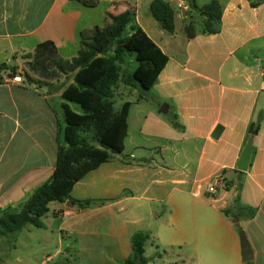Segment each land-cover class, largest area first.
Instances as JSON below:
<instances>
[{
  "label": "crops",
  "instance_id": "crops-1",
  "mask_svg": "<svg viewBox=\"0 0 264 264\" xmlns=\"http://www.w3.org/2000/svg\"><path fill=\"white\" fill-rule=\"evenodd\" d=\"M219 3L218 33H197L188 39L182 26L180 34L176 29L166 38L157 34L160 44L136 22L135 14V24L168 58L146 99L138 94L129 108L127 136L135 106V160L111 157L71 190L69 200L88 201L87 206H70L67 200L52 215L62 220L58 230L75 235L78 245L87 236L104 245L97 255L99 264H125L131 257L134 232L128 233L127 225L142 220L139 210L144 205L172 246L195 250L197 263L264 264V0ZM255 3L259 4L252 6ZM129 5V0H98L94 8L71 0H0V55L16 62L37 44L51 41L62 58H72L81 37L104 25L107 10L118 14ZM101 59L85 70L86 76L96 74ZM3 72L7 71L0 73V213L17 211L49 180L63 143L62 104L78 105L80 112L71 109L79 114L83 102L65 94L73 78L56 91L55 107L47 87L43 91L41 86L15 83ZM124 87L114 92L116 107L123 103L117 104L127 93ZM251 124L258 130L248 168L240 172L237 163ZM218 125L222 130L213 139ZM130 174L135 175V185L137 175L148 176L142 190L125 184ZM214 177L223 178L228 187L209 196L206 185ZM81 184L85 190L78 187ZM75 190L79 194L74 195ZM236 196L238 204L232 208ZM134 201L135 213L119 214ZM226 209L229 217L222 212ZM236 222L252 251L248 263L241 261Z\"/></svg>",
  "mask_w": 264,
  "mask_h": 264
},
{
  "label": "trees",
  "instance_id": "trees-1",
  "mask_svg": "<svg viewBox=\"0 0 264 264\" xmlns=\"http://www.w3.org/2000/svg\"><path fill=\"white\" fill-rule=\"evenodd\" d=\"M71 1L87 8L98 5V0ZM186 2L189 6L186 15L189 18L183 19V30L188 39L197 33L210 35L220 31L222 7L217 0H211L203 6H197L194 0ZM149 13L162 31L169 35L174 33L175 11L168 1L152 0ZM193 13L202 18L199 25L194 21ZM128 29L130 33H127ZM131 55L136 62L134 70L131 73L124 71L120 75L119 66ZM97 58L102 59L96 74L93 77L86 76L85 70ZM22 59L27 60V70L21 69L20 73L16 66L1 63L0 73L8 70L11 79L18 75L29 85L59 83L55 91L73 78L74 84L65 89V94L71 92V96L79 97L80 103L83 100L82 111L78 114L67 104H62L65 123L62 129L63 143L58 146L53 173L17 211H1L0 236L20 232L27 225L42 228L40 219L49 211V203H65L70 199L71 190L77 182L108 162L111 154L120 155L123 152L131 102L124 101L116 107L114 92L120 84L125 87L139 86L143 91L139 98L146 99L147 92L156 83L168 61L160 48L135 24V9L130 5L118 14L107 10L104 25L93 27L90 35L81 37L80 48L74 57L62 58L53 42L44 41ZM257 130L258 126L251 124L248 134L254 135ZM227 187L226 182L225 188ZM69 202L79 207L89 204L88 201ZM237 204L238 196L233 199L232 208H236ZM222 212L226 217L231 213L229 209ZM253 212L252 210L250 216ZM237 232L242 231L238 228ZM148 238V234L143 232H136L131 236L132 254L125 260V264H147L143 254L144 243Z\"/></svg>",
  "mask_w": 264,
  "mask_h": 264
},
{
  "label": "rangeland",
  "instance_id": "rangeland-1",
  "mask_svg": "<svg viewBox=\"0 0 264 264\" xmlns=\"http://www.w3.org/2000/svg\"><path fill=\"white\" fill-rule=\"evenodd\" d=\"M152 0H129L130 6L135 9L136 14V22L140 24L145 32L157 41L159 44L161 43V39L157 36V34L161 33L163 38L169 37V35L163 32L156 21L152 18L149 13V4ZM169 2L170 6L175 11V29L177 33H181L183 26V19L187 17V12H180L176 9L175 3L180 0H166ZM185 3L186 0H182ZM211 0H195L197 6H203L209 3ZM218 2H224L225 0H217ZM194 21L197 25L200 24L202 18L198 16L196 13H193ZM187 17L186 19H188ZM196 29H199L196 26ZM33 51H31L32 53ZM30 53V54H31ZM18 60L13 62L11 57L0 55V63H6L10 67L16 66V64L20 63L17 68L20 70L18 72L21 73V69L27 70V66L25 62L27 60H23L22 57H17ZM136 66V62L134 60V56H127L120 68V75L127 71L131 73ZM9 75V71L3 72ZM15 83L18 84H27L24 78L20 76H16L13 78ZM68 82V81H67ZM32 86H41V90H46L47 87L48 94L52 95V104L57 107L58 98L55 96V87L59 85V83L46 84L40 83L39 85L30 84ZM51 85V86H50ZM122 84L118 86L121 88ZM38 88V87H37ZM127 90V93H124V97L122 101H118L117 104H121L124 101H130L134 103L135 96L138 94H142L143 91L139 86L134 87H124ZM68 98H72L71 92H68ZM50 100V101H51ZM71 108L80 112L79 106L75 104H70ZM57 109V108H55ZM59 111V110H57ZM61 118V117H60ZM62 119V118H61ZM61 124L63 126V119L61 120ZM132 154L133 157H130ZM112 159H117L121 161H130L135 160V106L133 105L130 111L129 118V129L128 136L125 139L124 150L120 155H112ZM142 175H137V183L135 185L132 182H135V175H125V184H131V190L135 191L136 188L140 190L143 189L144 185L147 184V179ZM97 184L101 183V179H96ZM83 183V182H82ZM85 190L83 184L80 186ZM127 190V188H125ZM225 187L223 188V190ZM125 192L127 193V191ZM125 193V194H126ZM79 194L77 190H75L74 195ZM149 193L147 194V196ZM210 198V197H208ZM131 203V202H130ZM144 203V202H143ZM147 203V202H145ZM62 203L59 202H51L48 205L49 211L41 217V222L43 224L42 228H36L31 225H27L20 232L14 233L8 236H0V264H99L97 255L100 254V250L104 249V245L90 237H84L85 243L82 242L81 246L77 244L74 237L75 235H68L65 232H60L58 230V224L62 222L61 218H53V212ZM94 204V203H91ZM135 204V201L131 203L130 207H125L124 209L119 211V214L126 215V212L135 213V210H132V205ZM154 205V204H152ZM158 207L161 205L156 204ZM91 207V205H90ZM89 207V208H90ZM139 210V209H138ZM136 210V211H138ZM115 212V210H114ZM139 213L142 216V220L135 224V221L131 224H128V233H136L143 232L148 234L149 238L144 243V258L147 260V264H210L201 260L200 263L197 261L200 259L196 256V252L192 247L181 245L172 246L168 238H166V232L160 230L153 223L152 219L148 216L147 206H143L142 209L139 210ZM53 221L54 225H51ZM127 221V219L125 220ZM114 225V222H112ZM109 221L108 224H112ZM121 223V220L117 222V226ZM63 227V226H62ZM239 228L238 222L234 223V229L237 232ZM240 229V228H239ZM239 234V232H237ZM57 252V253H56ZM106 251H104L105 253ZM193 255V256H192ZM50 257L49 259H47ZM109 264H116L115 262Z\"/></svg>",
  "mask_w": 264,
  "mask_h": 264
},
{
  "label": "water",
  "instance_id": "water-1",
  "mask_svg": "<svg viewBox=\"0 0 264 264\" xmlns=\"http://www.w3.org/2000/svg\"><path fill=\"white\" fill-rule=\"evenodd\" d=\"M162 112V111H160ZM222 130V127L221 126H217L215 128V130L213 131L211 137L213 139H217L219 137V134ZM252 141H253V135H251L246 144H245V147L241 153V156L239 158V161L237 163V170L240 171V172H244L247 170L248 168V163H249V160H250V148H251V145H252ZM73 204L70 203V206H72ZM235 221V220H234ZM238 238H239V243H240V252H241V261L243 263H248L252 260V251H251V248L249 246V243L247 241V238L245 236V234L243 232H240L238 234ZM135 264H138V262H135Z\"/></svg>",
  "mask_w": 264,
  "mask_h": 264
},
{
  "label": "built area",
  "instance_id": "built-area-1",
  "mask_svg": "<svg viewBox=\"0 0 264 264\" xmlns=\"http://www.w3.org/2000/svg\"><path fill=\"white\" fill-rule=\"evenodd\" d=\"M176 9L180 12H187L189 6L184 1L180 0L175 3ZM225 180L221 177H214L210 179L206 185V193L209 196H215L220 190L225 187Z\"/></svg>",
  "mask_w": 264,
  "mask_h": 264
}]
</instances>
